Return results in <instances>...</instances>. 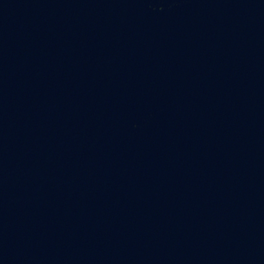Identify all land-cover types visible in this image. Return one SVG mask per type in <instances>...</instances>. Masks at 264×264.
<instances>
[{
    "label": "water",
    "instance_id": "obj_1",
    "mask_svg": "<svg viewBox=\"0 0 264 264\" xmlns=\"http://www.w3.org/2000/svg\"><path fill=\"white\" fill-rule=\"evenodd\" d=\"M0 176L108 264H264V0H0Z\"/></svg>",
    "mask_w": 264,
    "mask_h": 264
}]
</instances>
